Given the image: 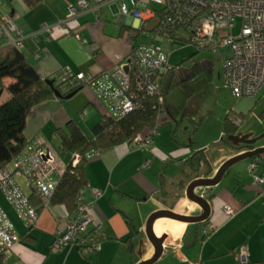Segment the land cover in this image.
I'll return each instance as SVG.
<instances>
[{
	"label": "crops",
	"instance_id": "crops-1",
	"mask_svg": "<svg viewBox=\"0 0 264 264\" xmlns=\"http://www.w3.org/2000/svg\"><path fill=\"white\" fill-rule=\"evenodd\" d=\"M109 1L100 7L98 14L93 12L96 4L90 1L89 9L80 11L66 25H59V21L65 18L67 6L75 5L77 0H41L33 8L22 0H13L9 5L1 3L3 9L0 6V16L12 18L22 37L20 51L42 80L55 79L66 68L73 72L87 71L99 75L123 64L132 48L143 46L137 43L138 37L144 40L142 33L153 34L151 30L157 23V18L141 24L136 19L118 15V4ZM43 24L52 26V33L40 32ZM141 28L142 32L134 36V31ZM149 44L155 42L152 40ZM213 67L207 62L201 63L202 71L210 78ZM219 78L224 84L222 67ZM4 80L5 86L12 82L10 79ZM166 98L161 113L164 110L175 123L182 125L183 119H186L188 124L196 125V116L176 110V106L169 105ZM232 100L226 98L217 115L209 113L208 117L220 123L219 134L210 138L211 144L220 143L212 152L207 143L194 141L191 137H179L177 132L173 134L170 126L161 132L157 129L147 150H137L133 144H121L101 151L98 156L88 160L84 198L91 201L92 190L102 193L91 211L94 225L103 234L100 250L93 255L81 256L75 248L50 249L55 235L65 229L68 216L64 207L49 204L41 208L36 224L27 228L0 193V205L20 237V242L3 260V264H138L150 259L153 249L144 233L148 217L159 210L199 215V208L186 199L187 186L196 179L213 177L224 161L250 150L248 147L251 146L234 143L239 141L236 135L233 139L226 138L228 142L223 141V121L228 112L248 115V119L252 107L264 104V89L256 100ZM81 114L83 120L80 119ZM104 115L102 101L89 89L83 88L68 100L60 102L55 98L34 107L26 118L24 134L30 143L49 145L57 154L58 164L64 169L69 164L71 154L58 152L59 140L55 131L64 129L65 124L72 120L91 140V129ZM258 117L264 120V107ZM53 140L56 141L55 146L52 145ZM260 147H264V136L261 143L252 146V149ZM238 148L244 149L239 152ZM198 150H203L208 166L201 164L196 171H192L186 165V160ZM258 158L256 173L264 176V154ZM252 160L231 167L216 186L195 190L210 207L205 222H180L175 227L172 222L176 221L173 220L155 222V235L166 236L159 258L161 264H238L236 254L240 247L247 250V264H264V183L253 184L247 170ZM146 161L149 164L144 167ZM15 181L25 195L31 196L32 190L24 178L15 176ZM185 204L189 208L182 211ZM35 206L38 207L39 203ZM225 206L234 211L232 218L225 215Z\"/></svg>",
	"mask_w": 264,
	"mask_h": 264
},
{
	"label": "built area",
	"instance_id": "built-area-1",
	"mask_svg": "<svg viewBox=\"0 0 264 264\" xmlns=\"http://www.w3.org/2000/svg\"><path fill=\"white\" fill-rule=\"evenodd\" d=\"M96 4L94 14L107 3L104 0H77L67 6V13L59 25H66L80 11L89 9V2ZM118 4V15L140 21L141 24L157 18L155 37L181 48L192 46L197 53L227 51L222 65L225 86L237 98L256 100L264 89V0H110ZM109 1V2H110ZM156 5L157 8H151ZM52 26L41 25L40 32L52 33ZM76 38H79L76 36ZM22 37L12 18L0 16V48L11 46L21 49ZM168 54L152 44L132 48L124 60L112 71L99 75L89 72L75 73L68 68L52 79L57 91L69 95L80 89H89L105 107V116L113 121L132 112L139 101V95L151 96L159 82L171 69ZM78 89V90H77ZM162 103V101H161ZM83 120V114L80 115ZM160 117H157V121ZM240 125L238 119L231 118ZM156 127L146 136H137L131 144L137 150H147L152 145ZM99 152L87 156L91 159ZM80 156L72 154L69 164L76 166ZM149 164L146 161L144 167ZM259 158L248 165L253 184L262 185L264 176H258ZM64 169L57 162V154L46 143H29L24 150L0 170V193L16 217L32 228L39 216L38 207L33 206L15 181L20 176L38 198L39 207L50 204L52 194L58 185ZM92 200L87 201L83 192L77 197L75 211L66 218L65 229L57 233L51 244L52 251L75 248L81 256H89L100 250L103 234L94 225L91 211L102 193L91 191ZM264 203V201H263ZM225 215L232 218L235 213L229 207L223 208ZM20 242L12 224L0 205V258H7ZM238 264L248 263V253L240 247L236 254Z\"/></svg>",
	"mask_w": 264,
	"mask_h": 264
},
{
	"label": "trees",
	"instance_id": "trees-1",
	"mask_svg": "<svg viewBox=\"0 0 264 264\" xmlns=\"http://www.w3.org/2000/svg\"><path fill=\"white\" fill-rule=\"evenodd\" d=\"M12 1L4 0L7 5ZM22 1L29 8L41 2V0ZM142 30L141 28L139 31H134V34H137L135 36H138ZM151 31L154 35L155 29ZM176 45V43L171 44V46ZM176 68L171 67L169 72L161 78L159 87L153 95H139L136 108L125 117L113 121L105 115L102 116L101 120L91 129L93 139H87L72 120L65 124L64 129L55 131L59 140L58 152L62 155L78 154L80 159L76 166L72 167L68 164L65 168L52 194L50 205L64 207L67 216H70L76 209L78 195L87 188L85 173L87 156L92 152H101L121 144H131L137 136H146L156 127L163 101L175 86ZM4 79H10L12 82L5 86ZM46 81L53 82V80ZM46 81L39 77L20 50L11 46L0 48V170L7 168L30 143L24 134L26 118L30 111L39 104L56 98ZM53 87L57 90L54 82ZM4 96L6 98L2 101ZM65 96L57 99L62 102ZM247 117L248 115L245 114L228 112L223 121V136L230 138L236 135ZM231 118L238 119L240 125L234 124ZM248 148L252 149V147ZM243 149L238 148V151ZM201 164L208 166L203 150L194 151L186 160V165L192 171H196ZM29 200L33 206L39 203L33 193L29 196ZM40 209L38 206V211ZM0 264H3L2 258H0Z\"/></svg>",
	"mask_w": 264,
	"mask_h": 264
},
{
	"label": "rangeland",
	"instance_id": "rangeland-1",
	"mask_svg": "<svg viewBox=\"0 0 264 264\" xmlns=\"http://www.w3.org/2000/svg\"><path fill=\"white\" fill-rule=\"evenodd\" d=\"M1 3L3 5H6V3L4 1L0 2L1 9H3ZM156 7V5H151V8ZM0 14L2 13L0 12ZM141 36H143L142 38L144 40L138 37L137 43L148 46L153 40L155 42V44H152L154 47L159 48L162 52L169 55L168 66L177 67L176 85L169 91L166 98L167 103L174 107L176 106V110H183L189 115L196 116V125L194 127L188 124L186 119H183L184 121L181 125V123H175L172 117L163 110L159 114V117H162L156 122L158 131L161 132L163 128H169L171 126L173 134L177 132L179 137H191V139L194 138V141L207 143V147H210L211 152L214 151L220 143L217 141L216 144H211L210 142L212 141H210V138H215L219 134L220 123L214 118L208 117L209 113L211 112L217 115L226 98H233L232 101H236L234 99L237 98L225 87L222 79H218L222 61L226 57L227 51L220 53L208 51H205V53H197L192 46L181 48L180 45H176L170 47L164 42V39H157L150 33H142ZM202 62H207L212 67L214 66L211 68V78L202 71ZM4 83H6V80H4ZM251 107L250 105L249 108ZM263 107L264 104L251 108V115L236 134L239 141H235V144L241 143L252 147L261 143V138L264 136V120H260L258 116L263 110ZM54 140L51 141L53 146L56 144ZM223 141L228 142L229 140L224 138ZM20 182L22 181L20 180ZM191 209H193V206H191ZM160 261H157L155 264H161L162 262Z\"/></svg>",
	"mask_w": 264,
	"mask_h": 264
},
{
	"label": "water",
	"instance_id": "water-1",
	"mask_svg": "<svg viewBox=\"0 0 264 264\" xmlns=\"http://www.w3.org/2000/svg\"><path fill=\"white\" fill-rule=\"evenodd\" d=\"M46 84L53 90V93L56 98H63V96L54 89L52 81H46ZM76 92H72L69 95L65 96L64 99L68 100L72 96L75 95ZM230 138H234L230 137ZM264 154V147L250 149L248 151L241 152L226 161H224L216 170L215 174L211 178H201L192 181L186 188L185 196L186 199L197 206L200 210V214L197 216H188L174 213L170 210H159L152 213L145 222L144 233L147 241L152 246L153 254L150 259L146 261H141L138 264H155L162 255L163 252V242L166 238L165 235L157 237L154 233V224L156 221L161 219H169L176 222H182L187 224H200L207 220L210 213V207L208 202L203 198L202 195H197L195 190L197 189H206L211 188L219 184L225 173L234 165L246 161L248 159H252L255 157H259Z\"/></svg>",
	"mask_w": 264,
	"mask_h": 264
},
{
	"label": "bare ground",
	"instance_id": "bare-ground-1",
	"mask_svg": "<svg viewBox=\"0 0 264 264\" xmlns=\"http://www.w3.org/2000/svg\"><path fill=\"white\" fill-rule=\"evenodd\" d=\"M189 208L188 204H185L184 207L181 208L182 211H187ZM180 222H172L173 227L177 226ZM173 230V229H172Z\"/></svg>",
	"mask_w": 264,
	"mask_h": 264
}]
</instances>
